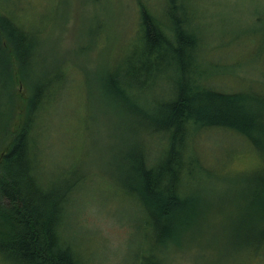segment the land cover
<instances>
[{"label":"rangeland","instance_id":"374dc122","mask_svg":"<svg viewBox=\"0 0 264 264\" xmlns=\"http://www.w3.org/2000/svg\"><path fill=\"white\" fill-rule=\"evenodd\" d=\"M188 1L198 12L200 60L207 69V83L213 89L243 93L239 114L253 117L264 105V0ZM142 2L0 0V14L34 38L27 52L29 67L21 73L15 50L4 46L10 40L0 34V113L10 109L11 115L3 116L0 158L22 120L32 85L53 76L52 88L60 97L39 113L43 135L36 139L44 151L39 180L53 178L55 185H61L67 179L63 187L73 183L61 230L82 264H264L253 252L256 238L241 225L264 203V186L254 183L259 176L264 179V115L253 123L255 147L243 138L251 123L242 120L233 123L240 131L215 126L198 137L196 147L213 171L195 168L188 188L195 197L194 214L174 231L166 247L148 251L155 241L141 228L145 212L138 196L125 186L124 160L130 143H144L149 150L161 143L145 133L141 114L140 121L131 116L132 106L118 93L122 86L111 85L106 72L115 63L119 42L129 40L126 52L138 45L139 30L137 37L132 35L139 26L137 10ZM147 3L165 16L166 0ZM128 66L131 63L124 69ZM10 75L15 77L11 104ZM171 77L166 71L149 87L139 88L133 105L138 113L156 109L153 97L170 91ZM126 78L123 72L121 79ZM229 109L237 113L235 107ZM225 171L233 172L228 178L219 177ZM79 175L81 181L74 183ZM0 264L15 263L0 250Z\"/></svg>","mask_w":264,"mask_h":264},{"label":"trees","instance_id":"16d2710c","mask_svg":"<svg viewBox=\"0 0 264 264\" xmlns=\"http://www.w3.org/2000/svg\"><path fill=\"white\" fill-rule=\"evenodd\" d=\"M165 6L162 16L151 10L147 0L139 5V26L132 35L137 37L139 30L138 45L126 52L129 40L119 42V52L112 58L115 63L106 71L111 85L122 86L118 93L132 106L131 116L140 121L141 114L145 133L157 136L161 143L156 150H149L144 143L135 146L130 143L124 160L128 171L125 186L138 196L145 212L141 228L155 241L154 246H149L151 252L160 250L194 214L195 197L188 188L195 168L213 171L196 147L198 137L215 126L240 131L233 123L242 120L251 123V130L243 138L255 147L253 123L264 115V105L257 107L253 117L239 114L243 110L241 102L246 98L243 93L226 92L216 86L213 89L207 83V69L200 60L203 42L196 20L198 12L191 3L166 0ZM1 14L0 34L3 40H10L4 46L10 52L15 50L17 67L26 73L31 60L27 52L34 38L23 27L21 31L15 20ZM136 60L141 62L135 65ZM127 62L131 66L124 69ZM166 71L172 75L170 91L165 96L153 97L155 110L138 113L133 105L139 88L149 87L154 78ZM123 72L125 80L121 79ZM52 77L37 79L32 85L24 100L22 120L0 158V250L15 264H82L61 230L63 208L73 183L63 187L67 179L61 185H55L53 178L39 180L44 152L36 139L43 135L39 113L44 105L60 97L52 88ZM8 82L11 104L15 77L10 75ZM229 106L237 109L235 115ZM3 116L10 118V109L0 113L1 130L6 127ZM220 169H225V163ZM232 172H222L219 177L228 178ZM81 178L79 175L74 183ZM254 183L263 187L264 179L259 176ZM246 216L241 225L256 238L253 252L264 263V203Z\"/></svg>","mask_w":264,"mask_h":264}]
</instances>
